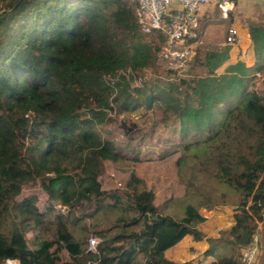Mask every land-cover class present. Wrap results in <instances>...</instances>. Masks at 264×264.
<instances>
[{"label":"trees","instance_id":"obj_1","mask_svg":"<svg viewBox=\"0 0 264 264\" xmlns=\"http://www.w3.org/2000/svg\"><path fill=\"white\" fill-rule=\"evenodd\" d=\"M133 8L0 0V264H203L163 253L185 235L200 240L196 225L223 205L233 223L205 238L203 257L240 264L263 222L264 97L247 89L217 118L204 112L199 83L218 61L197 45L184 69L161 63L145 76L164 35L142 32ZM209 23L200 21L194 45ZM251 24L260 71L264 17ZM107 164L125 168L120 186H103ZM31 184L42 209L37 193H22Z\"/></svg>","mask_w":264,"mask_h":264},{"label":"rangeland","instance_id":"obj_2","mask_svg":"<svg viewBox=\"0 0 264 264\" xmlns=\"http://www.w3.org/2000/svg\"><path fill=\"white\" fill-rule=\"evenodd\" d=\"M212 11H215L217 17L219 12L218 8H215L214 10L212 9ZM244 18L245 19H241L242 24L247 22H259V20L263 18V15L258 14L252 17L251 19H249V17L248 19H246L247 17ZM231 19H233V15L229 14V16L223 18L224 21H221L220 23L224 30L223 38H221L222 43L225 44L224 46H222L223 45L222 43L220 44V39H217L220 33L219 32L215 33L216 30L215 31L211 30V32L206 33L202 38L200 37L196 41V44L194 45L195 47L196 45L200 47V49L198 50L200 54H202L207 50L211 52V55L213 54V57H215V59L210 61L211 63L216 62V60L218 61V64L213 69V76L203 78L202 84L199 83V85H201L200 87H203V91L207 92V95L205 93H202V95L200 96V100H201L200 108H202L204 112L215 109L216 110L214 114L215 117L217 110L219 109L222 110L226 106L225 104L227 103V101L230 100L233 96H235L237 92L250 89V90H255L262 97H264V68L260 71H257L254 67L255 66L254 62L257 56L256 50L258 49L255 48V46H257L258 43L254 44V47L251 46L250 50H247V52L243 53L244 57L242 59H237L236 56L228 58V55L232 52L231 50L232 48L230 47H232L231 45L233 43H226L224 38L228 28V27L226 28L225 25L228 26V24L231 22ZM213 28L219 30L220 27L214 26ZM194 46L191 48L188 58H190L196 52V48ZM240 46L243 47L242 44H240ZM158 53L159 51L153 55L154 56L153 64L150 70L145 73V76L151 75L152 77H154L156 75L155 70L157 69V67L161 66L160 65L161 63L163 65H168L167 64L168 62L164 64L163 62L158 60L159 59ZM133 74H134V83L138 84V82L140 81V75L136 73ZM218 78L221 79L218 81ZM237 79H240L241 81H236ZM204 83H207L205 84V87H204ZM215 83H221L220 85L221 87H219L220 89L216 90L214 93L208 94L209 92H211V89L210 91H207V88L209 87V85L211 84L214 85ZM222 83L225 85H222ZM233 85L239 86V89L237 88V91L235 90L234 92H230V88L233 87ZM149 168H154V166L153 167L149 166ZM125 171H126L125 168L121 171L111 166L110 164H107L106 171L101 176L102 179L101 182L103 186L105 187L120 186L123 177L126 173ZM28 192L37 193L38 196L37 206L40 209H42V202L44 199V195L40 191V188L37 185L31 184L26 186L23 189L22 193L25 194ZM156 196L158 197V199H163L162 194L160 192H158ZM229 206L230 205L212 207L208 212V214L210 215H208V217L204 222L197 224L196 229L200 230L199 228H203L205 233H207L208 237L216 238L218 236H221L222 233H224L226 229H228L231 226L232 223ZM217 207L220 208L217 209ZM58 209L60 210V208ZM231 211H233V208L231 209ZM255 230H256L255 233L257 234L258 249L255 254L253 263L264 264V220L262 223H258L255 226ZM202 234L203 236L205 235L204 233ZM26 237H30V235L27 234ZM90 237L94 238V236H90ZM95 240H97V238ZM192 242H194V239H191V242L189 241V239H182L180 243L178 242L176 245L165 250L163 253V257L168 260L176 261V262L189 261L193 263L199 260H201L202 262H208L209 260L208 256L205 258L203 257V249L204 247H206V242L204 241V238H201L196 243L192 244ZM59 255L63 259L66 258L64 251H61ZM6 264H17V263L15 261H6Z\"/></svg>","mask_w":264,"mask_h":264},{"label":"built area","instance_id":"obj_3","mask_svg":"<svg viewBox=\"0 0 264 264\" xmlns=\"http://www.w3.org/2000/svg\"><path fill=\"white\" fill-rule=\"evenodd\" d=\"M233 0H133L134 14L144 33L161 31L164 45L159 51V58L165 59L169 67L184 69L185 61L194 46L199 16L203 7L217 5L221 17L226 18L232 8ZM236 38L235 29L229 26L225 42L232 43ZM257 234H253L250 244L241 250L240 264H252L257 252ZM88 248L94 246L95 240L88 239Z\"/></svg>","mask_w":264,"mask_h":264},{"label":"crops","instance_id":"obj_4","mask_svg":"<svg viewBox=\"0 0 264 264\" xmlns=\"http://www.w3.org/2000/svg\"><path fill=\"white\" fill-rule=\"evenodd\" d=\"M215 8H216L215 5L209 4L205 7H203L202 10L200 11L199 23H200V21L204 20V18H207V20L211 21V23H209L205 26V29H204V31L200 37L202 38L206 33L211 32V30H214V31L216 30L215 33H218V32L220 33V35L217 39H220V44H221L222 43L221 38H223L224 30L222 28V25L220 24L221 21H217V19L223 20V17H221L219 12H218V16L216 17L217 14H215V11H212V9L214 10ZM228 13L233 15V19H231V22L228 24V26L225 25V27L227 28L229 26H232L236 32V38H235L234 42H232L233 43L231 45L232 47H230V48H232L231 49L232 52L228 55V58L236 56L237 59H242L244 57L243 53L247 52V50H250L251 46L254 47V44L258 43L260 36H257L258 33L256 30V26H253L251 24V22H247V23L242 24L241 19H245L244 17H247L246 19H248V17H249V19H251L252 17H254L255 15H258V14L264 15V0H233L232 8H231V10L228 11ZM214 26L215 27L219 26L220 27L219 30L213 28ZM217 39H216V41H217ZM240 44H242L243 47H241ZM256 47L257 46H255V48ZM231 63H233V62H231ZM219 84L221 85V83H219ZM222 85H225V84L222 83ZM219 208L220 207H217V209H219ZM229 208H230V215H232L233 211H231V209L233 207L229 206ZM231 219H232V217H231ZM232 223H233V221H232ZM232 223H231V225H232ZM199 229H200L199 231H201L202 233L205 234L202 237V238H204L205 242H206L205 238H213V237H208L207 233H205L203 228H199ZM182 239H189V241L191 242L192 236L191 235H185L178 242L180 243V241ZM185 241H187V240H185ZM198 241L199 240H194V242H192V244L196 243ZM206 246H207V242H206ZM204 249H205V247H204ZM193 254H195V253H193ZM208 259H209L208 262H202V263L208 264V263L214 261L215 258L212 256H208ZM252 264H254V263H252Z\"/></svg>","mask_w":264,"mask_h":264},{"label":"water","instance_id":"obj_5","mask_svg":"<svg viewBox=\"0 0 264 264\" xmlns=\"http://www.w3.org/2000/svg\"><path fill=\"white\" fill-rule=\"evenodd\" d=\"M232 4H233V1H232Z\"/></svg>","mask_w":264,"mask_h":264}]
</instances>
